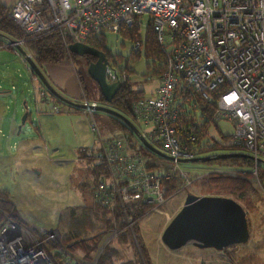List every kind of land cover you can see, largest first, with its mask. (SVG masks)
Returning a JSON list of instances; mask_svg holds the SVG:
<instances>
[{
  "label": "built area",
  "instance_id": "1",
  "mask_svg": "<svg viewBox=\"0 0 264 264\" xmlns=\"http://www.w3.org/2000/svg\"><path fill=\"white\" fill-rule=\"evenodd\" d=\"M9 8L8 15L28 40L56 32L67 52L71 43L87 44L93 35L140 29L141 17L148 15L164 68L154 94L135 100L130 116L149 127L143 136L172 160L163 168H157L159 162L151 167L124 136L101 143L90 155V165L103 163L107 170L90 190L94 204L109 213V240L103 247L121 232H132L141 217L135 218V212L144 214L146 206L164 203L163 180L177 178L184 184L187 175L177 160L200 156L197 124L189 122L186 141L179 134L173 102L179 84L193 88L204 100H214L213 119L233 123L232 145L246 150L254 168L264 163V0H15ZM131 42L133 51L140 49L139 39ZM25 43L19 38L0 48L20 56L18 49ZM105 77L121 85L129 78L108 60ZM82 103L85 113L93 116L88 106L96 103ZM253 175L257 177L256 169ZM47 239L7 217L0 227V264H50L43 245Z\"/></svg>",
  "mask_w": 264,
  "mask_h": 264
},
{
  "label": "rangeland",
  "instance_id": "2",
  "mask_svg": "<svg viewBox=\"0 0 264 264\" xmlns=\"http://www.w3.org/2000/svg\"><path fill=\"white\" fill-rule=\"evenodd\" d=\"M147 23L148 15H143L139 29L142 36ZM105 36L107 51L114 58H120L117 66L121 69L126 68L127 72L125 71V73L128 74L131 89L142 91L145 96L153 95L158 86V76L155 74L157 67L152 63V59L145 58L143 49L140 50V57L135 58L131 54L132 42L124 40L119 34L106 33ZM147 63L148 66H146ZM40 70L52 86L55 85L62 93L64 92L63 95L66 98L82 101L86 97L90 103L98 104L100 102L99 89L87 75L84 63L80 59L75 62V70L69 61H62L58 65L48 64ZM75 72L81 75L85 96L82 94ZM41 93L39 81L31 74L23 59L10 49L1 48L0 157L5 160L6 164L1 165L2 162L0 163V188H5L10 192V199L24 222L20 226L26 231H30L28 227L37 229V235L48 238L45 240V244L51 242L53 245L50 250L51 258L54 252H59L71 260L74 259L75 264H95L96 259L106 247H103L102 244L105 245L109 240V238L106 239L108 234L102 237L92 259L86 262L81 259L79 252L70 255L67 252L68 249L62 246L59 239L62 223L57 219L60 214H64L65 208L92 206L99 222H103L104 218L109 221L108 211L94 204L89 195L88 185L92 184L91 167L89 168L92 163L91 156L81 157L79 151L84 149L83 152L93 156L101 143L106 144L105 142L124 135L114 124V121L103 112H96L93 116L82 110V112L73 114L59 113L52 109V107L58 108V106L54 105L46 94H44L46 100H43ZM26 112L29 113V118L22 123ZM126 117L128 118V116ZM130 121L138 127L140 132L149 131L148 126L132 119ZM215 123L219 130L211 125L208 129V138L220 145H232L233 123L226 119L215 120ZM40 129L42 137L39 136ZM222 135L227 138H222ZM44 142L48 143L49 148L54 151L51 160L45 158ZM234 149L233 152H246L240 147H234ZM230 152L232 151H226L224 147H221L206 153V155ZM15 159L16 162L13 163L12 161ZM159 163L162 166L157 167L158 169L169 164L166 160H160ZM261 164L254 168L252 162V176L254 169L258 173ZM180 167L187 175L184 184L179 186L177 192L163 204L151 209H149L150 206H146V211L139 220L141 235L153 263L232 264L233 257L237 262L249 260L248 264H264V196L262 202L256 204V212L248 215L251 225L248 241L245 244H240L243 245L241 248H231L228 254L223 252L224 249L222 251L200 249L192 244H186L177 250H169L161 242V232L182 207L186 195L189 193L201 195L192 186L195 179L211 171L234 173L233 168L223 167L219 164L204 166L200 163H181ZM189 181L191 185L188 184ZM252 181L259 189V193L264 195L259 177H254ZM83 183H88L86 188L80 186ZM127 234L128 238L132 239L129 244L119 245L115 241L118 237L108 244L119 246L123 254L122 258L140 257L141 259L134 236H132L134 235L133 231L131 233L128 231ZM231 252H236V254ZM47 258L52 264L50 256L47 255Z\"/></svg>",
  "mask_w": 264,
  "mask_h": 264
},
{
  "label": "trees",
  "instance_id": "3",
  "mask_svg": "<svg viewBox=\"0 0 264 264\" xmlns=\"http://www.w3.org/2000/svg\"><path fill=\"white\" fill-rule=\"evenodd\" d=\"M8 14L9 7L0 4V43L19 38L25 39V45L31 52V57L39 68H42L44 65H55L63 60H69L75 70V62L80 59L84 63V70L86 71L88 64L94 61L92 56L86 55L80 57L67 52L64 48L62 39L56 32L48 33L38 38L28 40L23 31L11 20ZM120 36L126 41H132L134 39L140 40V49L137 51L131 50V54H133L135 58H139L140 50L143 49L145 58L152 59V63L157 67L155 74L159 77L164 68V56L158 49L151 23H147L143 36L137 27L133 29H123ZM86 42L88 45L104 52L106 59L113 66L117 67L120 71H126V68L121 69L117 66V62L120 58H114V56L107 51L105 34L93 35ZM146 66H148V63ZM75 73L82 88L83 84L81 75L78 72ZM96 87L98 88L97 84ZM40 88L43 92L48 93L46 96L51 99L52 103L58 104L59 107L61 106L60 108H64L65 110L63 111H70L72 109L73 111L78 112L80 110L79 108H73V106H70L54 97L41 83ZM82 90L84 91L83 88ZM142 96V91H133L131 89L128 78L126 83L121 85L120 90L112 98L110 103H106L104 101L99 91L100 102L98 105L110 107L122 115L128 116V118L130 117V119H132L130 116L131 106L135 100ZM173 102L175 106L178 107L179 134L183 139H185V141L189 122L194 121L197 124V129L194 132L196 134L200 156H207L206 153L212 152L214 149H219L221 147H224L226 151H235V146L233 145H220L218 142L213 141V139L208 138V129L211 125L215 126L216 129L219 130L216 126L215 120L213 119V116L216 113V104L214 100H204L196 90L181 83L175 89ZM95 113L96 112H94V114ZM109 117L114 121V124L119 127L120 132L124 135L130 146L149 159L151 167H155V164L162 160L160 157L154 155L143 147L137 137L126 125H124L121 120L113 116ZM28 118L29 113L27 114L26 119ZM222 138L226 139L227 136L222 135ZM83 150L79 151V155L85 158L90 157V155L83 152ZM200 164L204 166L219 164L223 167L233 168L234 173H229V171H211L203 175L200 174L202 176L195 179L192 186L196 189V191H199L198 194L228 197L240 204L246 213L247 225L250 233L251 225L249 223L250 219L248 215L249 213L256 212V204L262 202L261 200L264 196L259 193V189L255 187L254 182L252 181V179L254 180V175L252 176L251 173L252 160L247 157H233L223 160L219 159L215 161L201 162ZM90 167L93 182H97L99 179H103L107 175V170L103 163H99L95 166L89 165V168ZM257 176L260 179L261 187L264 189V163L260 165ZM163 185L165 188L164 197L167 200L177 192V189L182 185V183L179 179L170 178L163 180ZM10 197V192L7 189L0 188V227L6 221L7 217L19 225L24 224ZM142 212L143 211L135 212L133 216L135 218L140 215L142 216ZM57 220L62 223V229L59 231V239L62 246H64L65 249H68L67 252L70 255L79 252L81 254V259L86 262H89L92 259L102 237L111 226L108 219L104 218L103 222H99L97 216L95 215V211L92 210V206H74L65 208L64 214H60ZM28 228L36 234L37 229L33 227ZM132 231L134 233L135 244L137 246L136 248L138 253L141 255V259L140 257H135L133 259L122 258L123 254L121 253L122 251L119 249V246H113L111 243L104 248L95 264H154L150 253L144 244L139 227V221L133 225ZM127 233L128 232L122 233L115 241L118 242L119 245L126 243L129 244L132 242V239L128 238ZM36 237L41 238L40 235H37ZM43 245L47 255L50 256L52 264H75L74 259L71 260L67 256L65 257L63 253L54 252V255L52 254L51 258L50 250L53 245L51 242L49 244L44 243ZM242 246L243 245L240 244L231 245L224 249L223 252L228 254L231 248H241ZM231 253L236 254V252ZM69 260L71 261L67 263ZM248 261L249 260H239V262H237L234 261L232 257V264H248L250 263Z\"/></svg>",
  "mask_w": 264,
  "mask_h": 264
},
{
  "label": "water",
  "instance_id": "4",
  "mask_svg": "<svg viewBox=\"0 0 264 264\" xmlns=\"http://www.w3.org/2000/svg\"><path fill=\"white\" fill-rule=\"evenodd\" d=\"M18 51L24 57L32 73L50 94L76 108L83 109L86 107L85 104L71 101L60 94L48 82L32 57L22 47H19ZM68 52L80 57L89 55L94 58V61L88 64L86 73L97 84L104 101L110 103L120 90L121 84L119 82H107L105 77V64L107 61L105 53L82 42L71 43ZM88 107L95 112H103L121 120L148 151L162 160H172L171 157L153 146L126 116L104 105L96 104ZM26 116L27 113L24 114L22 123H24ZM233 157L251 159L246 153L230 152L192 159H179L177 161L179 163H201ZM248 238L249 229L246 213L240 204L228 197L194 195L191 193L186 195L182 207L165 226L160 235L161 242L169 250H177L186 244H192L200 249L222 251L231 245L245 244Z\"/></svg>",
  "mask_w": 264,
  "mask_h": 264
},
{
  "label": "crops",
  "instance_id": "5",
  "mask_svg": "<svg viewBox=\"0 0 264 264\" xmlns=\"http://www.w3.org/2000/svg\"><path fill=\"white\" fill-rule=\"evenodd\" d=\"M15 0H0V4L1 5H4V6H7V7H9L13 2H14ZM10 9V8H9ZM1 44V43H0ZM1 48H4V47H1ZM0 48V49H1ZM6 49H10V50H12L14 53H15V51L13 50V49H11V48H6ZM26 52H27V54H29L30 56H31V52L27 49V47H26V45H25V47L23 48ZM16 54V53H15ZM18 55V54H17ZM19 56V55H18ZM19 57H21L22 59H23V61H24V63L25 64H27L26 63V61H25V59H24V57H22L21 56V54H20V56ZM63 61H69V60H63ZM62 62V61H61ZM60 62V63H61ZM70 63H71V61H69ZM60 63H58V64H60ZM58 64H55V65H58ZM71 65H72V63H71ZM28 66V65H27ZM45 66L46 65H44V66H42V68L44 69L45 68ZM73 66V65H72ZM29 68V67H28ZM30 69V68H29ZM31 71V70H30ZM31 74H33L32 73V71H31ZM34 75V74H33ZM75 75H76V73H75ZM35 76V75H34ZM36 77V76H35ZM50 77V76H49ZM37 78V77H36ZM77 78V77H76ZM38 80V79H37ZM51 80L52 81H54V79L53 78H51ZM78 80V79H77ZM79 82V81H78ZM56 85H58L57 83H55ZM79 85H80V83H79ZM53 87L57 90V91H59V93L60 94H62L63 95V93L55 86V85H53ZM83 88V87H82ZM82 88H81V91H82V94H83V96H85V94H84V91L82 90ZM41 89V88H40ZM44 94H46V95H48V93H46V92H43L42 91V93H41V95H42V97H43V100H46V98L44 97L45 95ZM144 95V94H143ZM64 96V95H63ZM65 97V96H64ZM48 98V97H47ZM83 98V97H82ZM49 99V98H48ZM84 99H86V97H84ZM50 101H51V99H49ZM87 100V99H86ZM71 101H74V102H77V103H82L83 102V100L82 101H77V100H71ZM88 101V100H87ZM89 102V101H88ZM92 103V102H91ZM54 104V103H53ZM54 105H57L58 106V112L59 113H76L75 111H73L72 109L70 110V111H63V110H65L64 108H60L59 107V105L58 104H54ZM71 106V105H70ZM73 108H76V107H74L73 106ZM80 110L79 111H83V112H85L83 109H81V108H79ZM63 111V112H62ZM78 111V112H79ZM81 111V112H82ZM27 113V112H26ZM28 114V113H27ZM26 118H27V116H26ZM26 120V119H25ZM41 134H42V131H41V129H40V131H39V136H41ZM42 137V136H41ZM79 148H84V147H79ZM98 149H99V147H98ZM44 150H45V154H46V156H45V158L47 159L48 158V160H51V158H53L52 156H53V152L54 151H52L50 148H49V146H48V143H46V142H44ZM20 156V155H19ZM25 156H27V155H25ZM20 157H22V156H20ZM26 158H28V156L26 157ZM5 160L2 158V157H0V163H1V165H4V164H6V162H4ZM13 163L14 162H16V159H15V161H12ZM17 164V163H16ZM24 169H26V168H24ZM89 177H90V174H89ZM87 184L88 183H83V184H81L80 186L82 187V188H86L87 187ZM94 183H93V181H92V184L91 185H88V189H89V195H90V190H91V186L93 185ZM90 186V187H89ZM91 196V195H90ZM141 218V217H140ZM140 220V219H139ZM151 256V255H150Z\"/></svg>",
  "mask_w": 264,
  "mask_h": 264
},
{
  "label": "flooded vegetation",
  "instance_id": "6",
  "mask_svg": "<svg viewBox=\"0 0 264 264\" xmlns=\"http://www.w3.org/2000/svg\"><path fill=\"white\" fill-rule=\"evenodd\" d=\"M46 91V90H45ZM59 92V91H58Z\"/></svg>",
  "mask_w": 264,
  "mask_h": 264
}]
</instances>
